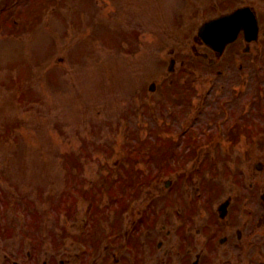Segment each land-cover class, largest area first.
<instances>
[{
  "label": "rangeland",
  "instance_id": "obj_1",
  "mask_svg": "<svg viewBox=\"0 0 264 264\" xmlns=\"http://www.w3.org/2000/svg\"><path fill=\"white\" fill-rule=\"evenodd\" d=\"M246 1L263 17L264 28V0H0V7L7 6L0 11L1 255L3 248L24 256L34 251L33 242L45 251L47 234L59 235V249L65 239L62 226L67 236L77 235L86 200L66 220L54 213L48 217L53 205L62 203L65 188L70 193L78 187L90 197L108 179L122 191L141 182L149 168L127 163L126 149H147L153 140H164L166 133L158 131L166 126L177 146L180 160H174L184 163L189 178L174 193L187 205L195 196L193 171L198 167L204 185L206 160L213 169L204 172L239 174L244 169L250 180L264 184V166L258 172L252 168L261 140L238 134L245 129L241 122L205 146L210 120L220 116L209 115L216 114V100L241 99L257 92L258 82L264 93V65L258 67L260 80L252 65L227 67L224 58L214 67L198 61L191 65L196 25ZM171 58L175 65L170 73ZM151 82L154 91L148 89ZM182 91L190 99L178 108L171 97ZM249 107L245 118L249 114L260 124L264 119ZM188 140L194 141L190 147ZM166 181L142 183L137 198L145 192L161 195ZM217 184L219 201L230 186L222 191ZM237 241H232V248L240 246L234 252H221L231 244L221 245L217 264L233 256V263L264 262L255 253L262 244Z\"/></svg>",
  "mask_w": 264,
  "mask_h": 264
},
{
  "label": "flooded vegetation",
  "instance_id": "obj_2",
  "mask_svg": "<svg viewBox=\"0 0 264 264\" xmlns=\"http://www.w3.org/2000/svg\"><path fill=\"white\" fill-rule=\"evenodd\" d=\"M244 122L246 127H250L251 134L254 127L249 115L248 118L241 119V124ZM248 185V188L243 189L241 196H237L233 188L226 186L229 192L224 193L222 199L214 204L213 198L210 197L213 196L212 188L206 189L205 197L202 198L203 203L205 202V219L200 217V222L205 225V233L195 227L199 217L196 215L194 197L191 198L190 218L186 219L185 215L182 218V213L178 212V220H173V208H160L157 202L148 208L146 193L143 207L142 204L132 203L124 206V221H116V229L110 231L111 235L91 237L87 235V229L75 239L76 246L68 245L65 240L68 236H65L61 254L49 255L42 264H209L202 258L204 253L211 256L214 250L219 249L225 242L230 243L231 248L227 246L223 251L231 249L234 252L236 246H240L237 244L232 248V241L236 244L237 240L241 239L247 244H262L255 253L264 259V184L253 179ZM225 202L226 216L217 219L215 208ZM250 204L253 208H248ZM208 224H213L214 229L209 230L206 227ZM235 224L238 227L233 230ZM186 225L191 227V236L184 230ZM219 232L222 233L218 234L220 245L216 248L212 239ZM260 235L262 239L258 238ZM232 252L229 251L226 255ZM241 254L242 252L238 251L235 256L240 257ZM233 257L223 263L239 264L233 263Z\"/></svg>",
  "mask_w": 264,
  "mask_h": 264
}]
</instances>
